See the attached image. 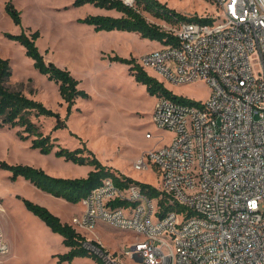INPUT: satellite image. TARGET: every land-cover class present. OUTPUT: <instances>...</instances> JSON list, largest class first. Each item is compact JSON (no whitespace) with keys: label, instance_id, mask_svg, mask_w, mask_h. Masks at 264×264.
I'll list each match as a JSON object with an SVG mask.
<instances>
[{"label":"built area","instance_id":"obj_1","mask_svg":"<svg viewBox=\"0 0 264 264\" xmlns=\"http://www.w3.org/2000/svg\"><path fill=\"white\" fill-rule=\"evenodd\" d=\"M211 1L218 10L213 23L169 26L178 45L138 61L166 85L210 86L200 106L156 98L153 123L173 137L133 166H156L159 189L184 210L161 218L158 199L109 178L71 221L80 232L102 222L135 232L122 256L140 264H264V0ZM92 241L83 246L104 264H124ZM9 253L0 227V256Z\"/></svg>","mask_w":264,"mask_h":264},{"label":"rangeland","instance_id":"obj_2","mask_svg":"<svg viewBox=\"0 0 264 264\" xmlns=\"http://www.w3.org/2000/svg\"><path fill=\"white\" fill-rule=\"evenodd\" d=\"M8 1L22 12V26L16 25L6 13ZM161 1L188 17H212L218 13L210 0ZM73 2L0 0V56L10 59L13 71L10 85L15 89L21 88L26 95L44 103L62 118L67 116V106L56 83L35 69L33 60L26 55L22 45L5 36L6 33L20 34L23 29L28 34L39 31L41 36L37 46L41 53L48 61L68 69L81 81L80 87L91 96L77 101L68 118L67 128L53 132L60 147L74 150L86 146L116 172L159 187L161 174L156 166L149 163V168L142 171L134 170L133 166L149 150L168 144L173 133L161 130L153 123L156 97L135 80L127 64L112 62L110 57H135L139 61L142 55L161 46L133 32H96L93 26L79 20L103 14V10L91 4L75 7ZM145 16L164 29L177 26L146 13ZM150 74L154 76L152 71ZM166 86L175 94L196 101L204 102L210 96V86L204 80L183 86L169 83ZM55 121V118L46 117L39 119L38 123L48 134ZM18 130L0 128V161L33 166L62 178H83L93 169L91 165L68 162L55 152L42 154L31 148L30 140L21 139ZM148 132L154 137L147 138ZM10 176L9 170L0 167V227L10 248L8 255L0 256V264H56L54 255L66 252L61 235L52 232L29 211L22 198L45 207L51 206L70 223L73 217L83 213V206L49 195L24 179L12 181ZM81 233L111 253H117L124 264H140L122 256L139 237L135 232L102 222L94 230ZM68 264L96 263L91 258H79Z\"/></svg>","mask_w":264,"mask_h":264},{"label":"trees","instance_id":"obj_3","mask_svg":"<svg viewBox=\"0 0 264 264\" xmlns=\"http://www.w3.org/2000/svg\"><path fill=\"white\" fill-rule=\"evenodd\" d=\"M87 4L105 10H115L122 14L120 17L89 15L79 20L81 23L93 26L96 32H133L139 34L143 39L158 42L160 46L178 45V38L159 24L150 22L145 13L155 19L175 25L182 22L201 24L214 22V18L208 16H185L161 0H133V5L126 4L124 0H74L73 2L75 7ZM5 11L16 25L22 26V12L14 6L12 1L6 3ZM5 36L22 45L25 48L26 55L33 60L35 69L45 75L49 81L56 83L60 96L66 103L67 116L62 118L58 112L48 108L44 103L26 95L21 88H12L10 81L13 71L10 59L0 56V128H18V136L23 140H30L31 148L39 150L42 154L49 155L55 152L57 156L65 158L68 162L93 167L87 177L62 178L52 176L45 170L33 166L0 161V167L11 172L10 179L12 181L23 177L43 192L76 205L99 188L106 179L111 178L121 187L135 183L141 187L143 193L149 198L158 199L160 207L158 215L161 218L170 211L184 210V207L179 204L171 205L159 187L120 174L105 165L88 147L84 146L74 150L60 147V144L57 143L58 138L52 135L53 132L67 128L68 118L72 114L77 101L90 99L91 96L85 89L80 87L81 81L75 78L68 69H63L54 62L48 61L45 55L41 53L37 46V40L41 36L39 31L28 34L23 29L20 34L6 33ZM110 60L127 64L131 75L138 83L146 86L151 96L156 98L167 97L188 105L200 106L201 104L200 101L175 94L165 83L148 73L135 57L125 58L115 55L110 57ZM46 117L56 119L51 132L48 134L44 132L42 126L38 123L39 119ZM56 148L57 150H55ZM22 201L26 208L39 217L52 232L61 235L63 238L62 243L68 248V251L54 255L57 258L56 264L72 263L76 258H91L96 264H104L96 254L83 246L87 241V237L70 223L63 222L59 216L45 206L25 198H22ZM92 243L100 246L95 240Z\"/></svg>","mask_w":264,"mask_h":264},{"label":"crops","instance_id":"obj_4","mask_svg":"<svg viewBox=\"0 0 264 264\" xmlns=\"http://www.w3.org/2000/svg\"><path fill=\"white\" fill-rule=\"evenodd\" d=\"M100 10H103L102 12H103V14H96V15H109V16H113V17H120L122 14L121 13H119V12H117V11H115V10H105V9H101V8H99ZM152 23H156V24H158L157 22H152ZM106 32V31H105ZM137 34V33H136ZM139 35V34H138ZM140 36V35H139ZM154 42H156V41H154ZM158 43V42H157ZM159 44V43H158ZM160 45V44H159ZM47 172V171H46ZM88 174H89V172H88ZM88 174H86L85 175V177H87L88 176ZM24 178L23 177H19L16 181L18 182V181H21V180H23ZM25 180V179H24ZM27 181V180H26ZM28 182V181H27ZM30 183V182H29ZM31 184V183H30ZM50 195V194H49ZM43 204V203H42ZM75 205V204H74ZM48 206V207H47ZM46 207L49 209V210H51L54 214H56L57 216H59L60 218H61V220L63 221V222H66V223H70L69 221H67V220H64L63 219V217L60 215V214H58V213H56L54 210H53V208L51 207V206H49V205H47ZM71 224V223H70ZM62 240H63V238H62ZM66 248V247H65ZM68 251V248H66V252ZM76 259H79V258H76ZM75 259V260H76ZM74 260V261H75ZM63 264H68V263H63Z\"/></svg>","mask_w":264,"mask_h":264},{"label":"bare ground","instance_id":"obj_5","mask_svg":"<svg viewBox=\"0 0 264 264\" xmlns=\"http://www.w3.org/2000/svg\"><path fill=\"white\" fill-rule=\"evenodd\" d=\"M129 2H133V0H128Z\"/></svg>","mask_w":264,"mask_h":264},{"label":"water","instance_id":"obj_6","mask_svg":"<svg viewBox=\"0 0 264 264\" xmlns=\"http://www.w3.org/2000/svg\"><path fill=\"white\" fill-rule=\"evenodd\" d=\"M126 3V2H125Z\"/></svg>","mask_w":264,"mask_h":264}]
</instances>
